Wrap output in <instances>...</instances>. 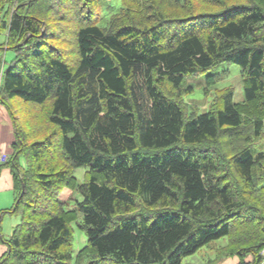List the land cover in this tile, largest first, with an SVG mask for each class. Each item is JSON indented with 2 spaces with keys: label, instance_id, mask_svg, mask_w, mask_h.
<instances>
[{
  "label": "trees",
  "instance_id": "16d2710c",
  "mask_svg": "<svg viewBox=\"0 0 264 264\" xmlns=\"http://www.w3.org/2000/svg\"><path fill=\"white\" fill-rule=\"evenodd\" d=\"M110 4L0 0V53L14 54L3 213L21 217L0 264H181L222 238L215 262L261 264L264 0H120L101 17ZM223 62L240 67L244 100L220 90L198 116L182 81ZM64 189L81 195L73 210ZM73 223L87 238L74 259Z\"/></svg>",
  "mask_w": 264,
  "mask_h": 264
},
{
  "label": "rangeland",
  "instance_id": "374dc122",
  "mask_svg": "<svg viewBox=\"0 0 264 264\" xmlns=\"http://www.w3.org/2000/svg\"><path fill=\"white\" fill-rule=\"evenodd\" d=\"M111 4L109 7L102 5L101 11H99L100 16L107 17L109 14L114 13L120 7V0H109ZM4 42V36H0V43ZM14 54L10 50H5L0 53V81L2 73L7 68ZM220 78L215 83L210 84L211 78ZM183 87L191 88V92L184 96V101L187 105L196 108V114L198 116L209 112L211 108L212 101L214 99L215 92L220 90L229 89L232 91V101L233 103H242L244 100L243 86L241 79V69L239 66L228 63H220L212 67L211 69L204 71L196 76L185 77L182 81ZM12 105L15 107V112L18 117L22 116L23 102L19 99H13ZM28 117V116H27ZM264 125V124H263ZM251 150L255 153H264V138L257 141L251 146ZM21 165L24 164L23 159H20ZM86 169L79 168L74 171V176L78 184L83 182V176ZM81 195L78 191H71L64 189L61 192L59 200L64 203L63 208L65 210H73L76 208V203L81 201ZM20 215L18 214H4L3 222L1 227L2 237L0 240V245H6V242L10 238L14 228L20 222ZM81 220L79 216L78 221ZM73 239H72V259L76 256L78 251L82 249L87 241L85 234L78 228L76 223L71 225ZM227 239L222 238L213 241L202 248H200L195 254L190 255L182 259L181 264H220L221 261H216L215 249L225 246ZM229 259H235L229 258ZM264 264V261L261 263Z\"/></svg>",
  "mask_w": 264,
  "mask_h": 264
},
{
  "label": "crops",
  "instance_id": "0c3cea01",
  "mask_svg": "<svg viewBox=\"0 0 264 264\" xmlns=\"http://www.w3.org/2000/svg\"><path fill=\"white\" fill-rule=\"evenodd\" d=\"M14 141L13 128L10 117L5 108L0 104V152L9 155L11 153V144ZM14 203L13 177L7 167L0 169V226L3 222V213L12 207ZM19 223L16 221V224ZM0 227V240L2 237ZM6 252V245H0V258ZM237 259H226L220 264H237Z\"/></svg>",
  "mask_w": 264,
  "mask_h": 264
},
{
  "label": "built area",
  "instance_id": "2783aa9c",
  "mask_svg": "<svg viewBox=\"0 0 264 264\" xmlns=\"http://www.w3.org/2000/svg\"><path fill=\"white\" fill-rule=\"evenodd\" d=\"M6 161H7V157L0 153V165L5 163ZM262 255L264 256V252L262 253Z\"/></svg>",
  "mask_w": 264,
  "mask_h": 264
}]
</instances>
